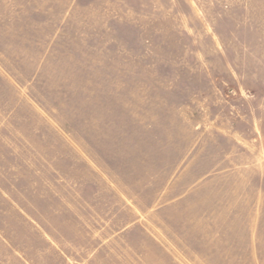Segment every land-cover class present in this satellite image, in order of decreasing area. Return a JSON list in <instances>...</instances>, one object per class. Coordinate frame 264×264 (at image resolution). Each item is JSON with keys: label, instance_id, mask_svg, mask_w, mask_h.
<instances>
[{"label": "rangeland", "instance_id": "rangeland-1", "mask_svg": "<svg viewBox=\"0 0 264 264\" xmlns=\"http://www.w3.org/2000/svg\"><path fill=\"white\" fill-rule=\"evenodd\" d=\"M0 264H264V0H0Z\"/></svg>", "mask_w": 264, "mask_h": 264}]
</instances>
